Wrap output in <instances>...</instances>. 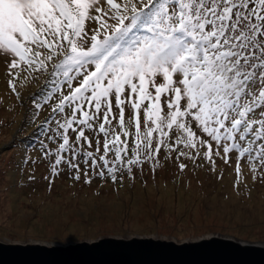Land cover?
Here are the masks:
<instances>
[{"label": "snow or ice", "instance_id": "snow-or-ice-1", "mask_svg": "<svg viewBox=\"0 0 264 264\" xmlns=\"http://www.w3.org/2000/svg\"><path fill=\"white\" fill-rule=\"evenodd\" d=\"M0 55L14 93L20 71L50 77V185L154 170L162 149L213 169L235 153L237 182L242 159L264 167V0H0Z\"/></svg>", "mask_w": 264, "mask_h": 264}, {"label": "rangeland", "instance_id": "rangeland-1", "mask_svg": "<svg viewBox=\"0 0 264 264\" xmlns=\"http://www.w3.org/2000/svg\"><path fill=\"white\" fill-rule=\"evenodd\" d=\"M10 62L11 57L0 55L1 241L66 244L136 235L181 242L216 235L264 243V167L258 164L253 173L242 159L237 182L235 153L228 164L216 158L213 169L202 158L177 160L176 152L165 159L162 149L154 170L146 162L131 174L117 173L115 182L107 173L101 178L89 170L92 182L85 183L83 171L77 181L65 168L50 185V167L40 159L47 137L37 130L49 109L45 105L33 118V97L40 101L52 83L47 73L28 77L20 71L14 93ZM130 111L126 108V120ZM28 157L40 163H25ZM180 163L187 165L183 171Z\"/></svg>", "mask_w": 264, "mask_h": 264}, {"label": "water", "instance_id": "water-1", "mask_svg": "<svg viewBox=\"0 0 264 264\" xmlns=\"http://www.w3.org/2000/svg\"><path fill=\"white\" fill-rule=\"evenodd\" d=\"M0 264H264V243L216 235L181 242L136 235L66 244L0 240Z\"/></svg>", "mask_w": 264, "mask_h": 264}]
</instances>
